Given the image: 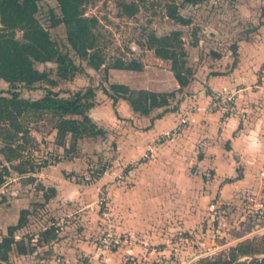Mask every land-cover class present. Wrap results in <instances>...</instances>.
Segmentation results:
<instances>
[{
  "label": "rangeland",
  "instance_id": "374dc122",
  "mask_svg": "<svg viewBox=\"0 0 264 264\" xmlns=\"http://www.w3.org/2000/svg\"><path fill=\"white\" fill-rule=\"evenodd\" d=\"M36 2V20L71 63L65 71L36 62L48 80L11 88L0 79V95H88L87 113L103 133L67 135L62 146L50 113H24L22 132L0 122V241L15 240L3 264H209L241 241L264 240V149L250 153L244 141L258 130L264 142V0H85L105 65L135 60L137 72L90 67L69 45L65 25L51 26L57 1ZM122 3L137 12L124 14ZM169 6L188 23L171 20ZM22 34L14 31L19 41ZM153 36L180 41L191 72L186 86L156 55ZM116 81L173 93L151 113L171 112L170 128L144 138L147 128L119 117L121 100L104 92ZM200 111L218 113L215 124L199 120ZM49 228L55 238L45 241Z\"/></svg>",
  "mask_w": 264,
  "mask_h": 264
},
{
  "label": "trees",
  "instance_id": "16d2710c",
  "mask_svg": "<svg viewBox=\"0 0 264 264\" xmlns=\"http://www.w3.org/2000/svg\"><path fill=\"white\" fill-rule=\"evenodd\" d=\"M60 15L51 14V26L64 24L67 29V41L75 53L93 69L104 68L136 70L142 69V64L135 60H117L110 66L105 65L98 46V38L94 29L98 23L95 17H87L84 12L85 0H56ZM196 3L200 0H186ZM123 13L134 15L137 12L135 3H122ZM38 11L36 0H0V25L2 30H11L0 33V79L8 83L11 88L17 84L33 85L48 80L45 73L35 68V63L54 62L59 69L66 71L70 59L67 54L61 53L51 39L48 30L36 20ZM168 16L171 20L182 25L187 20L178 13L176 7L169 6ZM22 31V40L14 37V31ZM155 53L158 57L171 61V72L180 88L186 86L190 80V69L186 68V51L181 49L180 41L173 43L171 36L162 39L153 36ZM156 43L160 45L157 47ZM185 70V72L183 71ZM64 73V72H63ZM65 74V73H64ZM104 92L114 102L118 98L127 100L135 112L147 115L154 108L168 106V95L148 90L132 91L124 84H110L109 90ZM88 95L76 94L71 97H60L48 91L39 99L29 100L21 98L15 91L10 96L0 95V122L10 123L17 132H22L19 117L26 112H46L55 118L57 141L64 146V139L70 135L73 139L95 137L103 130L94 123L88 115L92 104L86 99ZM4 175L0 171V187L4 183ZM16 226L8 228V234L13 235ZM44 240L55 238L54 229L43 232ZM15 242L12 237H3L0 241V264L8 261V253ZM262 257H257L261 256ZM243 256H252L249 264H264V240L246 239L231 246L225 252L219 253L218 260L209 264H246L237 260Z\"/></svg>",
  "mask_w": 264,
  "mask_h": 264
},
{
  "label": "crops",
  "instance_id": "0c3cea01",
  "mask_svg": "<svg viewBox=\"0 0 264 264\" xmlns=\"http://www.w3.org/2000/svg\"><path fill=\"white\" fill-rule=\"evenodd\" d=\"M118 70H123V69H118ZM130 71H133V70H130ZM134 71L137 72L136 70H134ZM218 80H219L218 78H215L213 82H218ZM223 82H224V80L221 78L219 80V83L222 84ZM114 83L124 84V85L128 86L127 85L128 83L126 81H116ZM114 83H110V84H114ZM107 90H109V89H107ZM143 90H146V89H143ZM153 92H155V91H153ZM211 96H214L213 93H211ZM118 99H120L121 101H119V103L117 104V107H116L117 114L121 118L130 119L132 124H134V125H136L138 123L141 126H143L144 128H147L144 132H142V135H144V138L145 137L146 138H152L154 135H156L160 132H163L164 130L169 129L171 126V123L173 122L172 113L167 111V110H165V112L159 113L153 119V116L151 115L152 110L147 115L140 114L139 112H135L132 109V107L130 106V104L127 100H124L122 98H118ZM113 103H115V102H113ZM199 116L201 117V119L199 118V120L204 119V120H207L208 122H212V120H213V123L215 124L214 119H215V117L216 118L218 117V113H215L213 115V114H208L207 112L204 113L203 111H200L198 117ZM235 121H236V119L233 116L227 118V122L224 124V126L222 128H224L228 131L229 128H232L233 126H235V124H234ZM217 123H219V121ZM226 126L228 127V129ZM198 130H200V128H198ZM139 134H141V133H139ZM138 137L140 138L141 136L138 135ZM135 143H137V142H135Z\"/></svg>",
  "mask_w": 264,
  "mask_h": 264
},
{
  "label": "clouds",
  "instance_id": "9594fccd",
  "mask_svg": "<svg viewBox=\"0 0 264 264\" xmlns=\"http://www.w3.org/2000/svg\"><path fill=\"white\" fill-rule=\"evenodd\" d=\"M246 150L250 153L257 152L264 149V142H262L259 131L252 130L245 137Z\"/></svg>",
  "mask_w": 264,
  "mask_h": 264
},
{
  "label": "water",
  "instance_id": "95a60500",
  "mask_svg": "<svg viewBox=\"0 0 264 264\" xmlns=\"http://www.w3.org/2000/svg\"><path fill=\"white\" fill-rule=\"evenodd\" d=\"M262 257V256H261Z\"/></svg>",
  "mask_w": 264,
  "mask_h": 264
}]
</instances>
